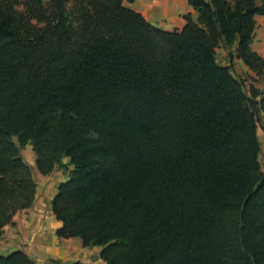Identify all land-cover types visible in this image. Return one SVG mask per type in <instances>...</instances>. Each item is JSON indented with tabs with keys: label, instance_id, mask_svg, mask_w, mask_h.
Instances as JSON below:
<instances>
[{
	"label": "trees",
	"instance_id": "16d2710c",
	"mask_svg": "<svg viewBox=\"0 0 264 264\" xmlns=\"http://www.w3.org/2000/svg\"><path fill=\"white\" fill-rule=\"evenodd\" d=\"M187 2L164 30L123 0H0V235L35 199L29 145L40 174L70 166L56 235L106 264H264V92L217 55L264 75V0Z\"/></svg>",
	"mask_w": 264,
	"mask_h": 264
},
{
	"label": "crops",
	"instance_id": "0c3cea01",
	"mask_svg": "<svg viewBox=\"0 0 264 264\" xmlns=\"http://www.w3.org/2000/svg\"><path fill=\"white\" fill-rule=\"evenodd\" d=\"M123 4L164 30L180 29L185 24L184 14L189 13L192 18H196V12L187 0H123ZM254 19L255 29L250 46L257 54L264 56V14H257ZM220 48L227 54L226 48ZM233 60L241 65L240 59ZM241 67L248 74H254L246 65ZM33 162L37 175H48L37 171L35 156ZM54 180L49 178L44 188L38 182L33 204L16 212L12 224L3 227L0 235V255L21 250L38 264H69L74 261L106 264L99 258L100 246H84L79 237L62 238L56 235L55 231L61 223L56 220L50 205L58 185H54Z\"/></svg>",
	"mask_w": 264,
	"mask_h": 264
},
{
	"label": "rangeland",
	"instance_id": "374dc122",
	"mask_svg": "<svg viewBox=\"0 0 264 264\" xmlns=\"http://www.w3.org/2000/svg\"><path fill=\"white\" fill-rule=\"evenodd\" d=\"M154 25H156V24H154ZM220 47H222V46H220ZM220 47L217 48V55H218L219 60L225 64H230V67H231L233 74L235 76L239 77L240 79L244 80L246 88L249 86L250 83H252L253 86L255 88H257L260 92H264V75L257 76L255 73L253 75L248 74L247 72L244 71V69H242L241 65H244L242 62H241V65H239V63L234 62V60H233L234 58L232 59V61H230L228 59V55L225 54L223 49H221ZM230 62H232V63H230ZM257 137H258V141L260 144V151H259V155H258V160H259V164H260V169H261V171L264 172V128L262 125L258 126ZM21 155L25 159V161L29 164V166L32 168V170L34 172L33 173L34 180H35L36 184L39 182L38 184L41 188H44L46 183H48L49 178L54 180V177H56L55 178L56 182L54 180V185H56V183L59 184L61 180L66 179L68 177V172H69L70 166L62 167V168L61 167L55 168L54 170L56 171V174L54 173L55 172L54 171L52 174L49 173L47 176H44V177H40L39 175H37L36 172L34 171L35 167H34V162H33V158L35 155L31 150V146H29V145H25L23 148H21ZM65 162H67V159H65ZM87 246H94L95 247L96 245H87ZM52 261H54V260H52Z\"/></svg>",
	"mask_w": 264,
	"mask_h": 264
}]
</instances>
